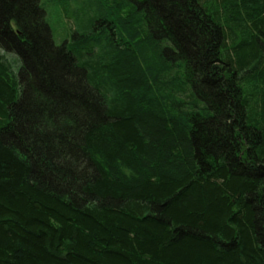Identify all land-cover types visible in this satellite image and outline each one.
Returning <instances> with one entry per match:
<instances>
[{"label":"trees","instance_id":"1","mask_svg":"<svg viewBox=\"0 0 264 264\" xmlns=\"http://www.w3.org/2000/svg\"><path fill=\"white\" fill-rule=\"evenodd\" d=\"M60 2L0 0V264H264V0Z\"/></svg>","mask_w":264,"mask_h":264},{"label":"rangeland","instance_id":"2","mask_svg":"<svg viewBox=\"0 0 264 264\" xmlns=\"http://www.w3.org/2000/svg\"><path fill=\"white\" fill-rule=\"evenodd\" d=\"M42 2L47 11V19L53 30L54 40L57 44H61L65 38L71 37L76 27L80 26L79 18L71 9L66 13L60 0H42ZM15 56L12 53L7 54V57L13 61L15 68H17V56Z\"/></svg>","mask_w":264,"mask_h":264}]
</instances>
